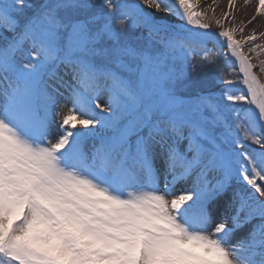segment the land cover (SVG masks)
<instances>
[{
  "label": "snow or ice",
  "instance_id": "obj_1",
  "mask_svg": "<svg viewBox=\"0 0 264 264\" xmlns=\"http://www.w3.org/2000/svg\"><path fill=\"white\" fill-rule=\"evenodd\" d=\"M197 6L0 0V264H264V45Z\"/></svg>",
  "mask_w": 264,
  "mask_h": 264
},
{
  "label": "rangeland",
  "instance_id": "obj_2",
  "mask_svg": "<svg viewBox=\"0 0 264 264\" xmlns=\"http://www.w3.org/2000/svg\"><path fill=\"white\" fill-rule=\"evenodd\" d=\"M194 3L198 5L195 9L196 11L206 13L207 18L205 22L210 24V31L218 33L221 30V26L216 24V20H220L224 29H236L234 32L235 39L242 40L255 33L257 39L251 43L264 45V14H259L256 11L259 0H232L231 6L229 0H194ZM226 5L229 7V11L225 9ZM145 8L148 11L156 12L154 8H148V6H145ZM158 14L166 15L163 9L159 10ZM225 14H227V16ZM175 22L178 27L183 24V21L176 20ZM240 28H243L242 32ZM211 46L210 44L209 47ZM249 47L250 43H245L243 51L254 66L253 71L256 76L261 82H264V72L259 68L260 61L264 60V52L257 56L256 53L249 52ZM221 50L224 52L228 51L226 46ZM232 66L235 68V63H233ZM101 103L103 104V100ZM57 119L59 120V118ZM176 190L177 189H175V191ZM209 231H211V229H209Z\"/></svg>",
  "mask_w": 264,
  "mask_h": 264
},
{
  "label": "bare ground",
  "instance_id": "obj_3",
  "mask_svg": "<svg viewBox=\"0 0 264 264\" xmlns=\"http://www.w3.org/2000/svg\"><path fill=\"white\" fill-rule=\"evenodd\" d=\"M225 9L227 10V11H229V7L226 5L225 6ZM61 91H64L63 89L61 90ZM67 97H68V93L66 92V91H64V95H63V97H61L60 98V104L63 106V111H67L69 108H71V104H70V102H69V100L67 99ZM179 186L177 187V190L175 191L174 190V194H179ZM170 198V197H169ZM247 231V229H244V230H242V233L243 232H246ZM241 233V234H242Z\"/></svg>",
  "mask_w": 264,
  "mask_h": 264
}]
</instances>
